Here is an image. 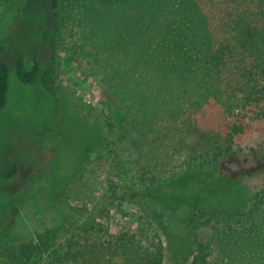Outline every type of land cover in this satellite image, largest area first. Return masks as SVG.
Returning a JSON list of instances; mask_svg holds the SVG:
<instances>
[{"label": "trees", "instance_id": "16d2710c", "mask_svg": "<svg viewBox=\"0 0 264 264\" xmlns=\"http://www.w3.org/2000/svg\"><path fill=\"white\" fill-rule=\"evenodd\" d=\"M64 1L51 0L54 23L43 35L52 60ZM91 9L99 25L109 23L105 46L95 48L102 94L107 105H127L112 110L119 135L112 143L105 135L103 148L111 147L113 161L135 149L153 160L135 161L136 176L122 190L139 232L101 225V209L65 217L36 237L28 263L54 254L49 241L63 226L81 242L61 264H89L85 248L101 256L92 264H264V187L245 184L264 173V0H94ZM14 71L20 83L56 94L55 69H42L36 57L30 68L17 57ZM8 90L0 60V111ZM207 105L222 112L214 127L198 124ZM190 123L193 134L214 138L206 150L184 134L181 125ZM162 170L167 178L159 179ZM16 172L5 165L0 176Z\"/></svg>", "mask_w": 264, "mask_h": 264}, {"label": "rangeland", "instance_id": "374dc122", "mask_svg": "<svg viewBox=\"0 0 264 264\" xmlns=\"http://www.w3.org/2000/svg\"><path fill=\"white\" fill-rule=\"evenodd\" d=\"M92 1H64L52 60L43 42L45 31L54 23L51 0H0V60L9 71L7 104L0 111V169L17 165L10 179L0 176V264H33L27 258L32 256L36 237L66 224L65 217L68 221L83 219L85 212L104 210L98 220L101 225L134 235L139 232L137 209L122 199V190L136 176L137 164L148 165L153 160L148 149L143 154L135 149L123 156L120 152L113 161L111 147L103 148L105 135L109 143L119 135L113 118L115 106L127 105H107L102 94L95 48L105 46L109 23L95 21ZM17 57L24 59L27 68L33 57L42 69L54 68L56 94L20 83L14 71ZM220 114L218 106L207 105L197 116L198 124L214 127ZM181 128L204 150L212 141V136L196 129L203 135L199 141L201 134H193L191 123ZM159 149L155 146L156 152ZM175 169L180 170V165ZM165 171L157 173L159 179L167 178ZM245 184L255 191L262 189L264 173ZM75 235L62 226L49 241L54 254L43 252L35 264H61L68 247L81 242ZM84 253L89 264L101 259L89 248Z\"/></svg>", "mask_w": 264, "mask_h": 264}]
</instances>
